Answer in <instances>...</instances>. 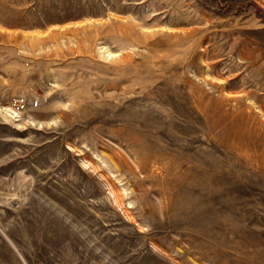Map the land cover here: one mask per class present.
<instances>
[{
	"label": "rangeland",
	"instance_id": "1",
	"mask_svg": "<svg viewBox=\"0 0 264 264\" xmlns=\"http://www.w3.org/2000/svg\"><path fill=\"white\" fill-rule=\"evenodd\" d=\"M0 264H264V0H0Z\"/></svg>",
	"mask_w": 264,
	"mask_h": 264
}]
</instances>
